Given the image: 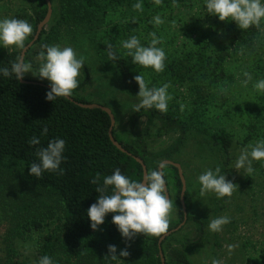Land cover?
Masks as SVG:
<instances>
[{
    "label": "rangeland",
    "instance_id": "rangeland-1",
    "mask_svg": "<svg viewBox=\"0 0 264 264\" xmlns=\"http://www.w3.org/2000/svg\"><path fill=\"white\" fill-rule=\"evenodd\" d=\"M179 1L177 4L161 3L153 11L143 13L141 18L125 7H111L94 23L81 26L75 37H65L52 45L73 48L77 58H82L89 69L90 76L83 87L86 75L83 68L80 70L79 86L72 96L109 108L115 117L116 135L136 139L144 134L148 150L158 153L177 141L179 130L166 131L157 117L144 133L147 118L143 117L131 134V118L138 98L127 94L119 73L94 49V41L111 42L119 37L117 47L129 57L122 42L136 36L142 46H148L151 33L155 31L157 38L162 39L157 46L165 51V68L156 72L142 67L140 74L144 75L147 84L155 87L171 84L168 93L172 99L168 102L167 111L180 115L182 121L188 123L182 144L170 153L169 158L159 159L158 164L170 160L181 165L193 218L165 239V259L169 261L172 249H180L191 264H212L214 258L223 261V264H246L248 258L259 261L264 258V160L253 161L254 171L250 176L243 169L239 172L235 170L234 165L242 148L264 140V123L258 119L264 115V92L253 88L254 83L264 79V20L259 28H254L256 41H236L226 36L231 33L228 29L235 28L236 23L231 20L222 22L218 16L209 14L205 0ZM28 7L26 0H0V19L15 18ZM52 10L46 25L48 32L60 12L56 5L52 6ZM157 15L164 23L154 26L150 21ZM120 25L132 29H124L126 36H117L115 29ZM19 50L21 48L6 49L0 45V58ZM201 53H205L210 63V75L204 81L192 71ZM37 56L28 62L33 72L38 71L41 63ZM245 71L252 76L247 87L241 83L245 79ZM25 76L29 80L50 84L32 73ZM181 104L184 105L183 111ZM222 131L228 133L233 141L229 159L213 140V135ZM217 167L222 175L237 185L231 197L220 199L214 192L200 194L199 175L207 169L215 171ZM182 212L173 202L169 231L183 222ZM63 216L60 200L48 190L28 181L20 162L9 160L0 166V264L6 263L7 250L10 249L17 252L11 253V259L18 257L29 264H36L41 237L51 231L58 236ZM221 216H228L231 222L222 226L219 232L210 231V217ZM33 220L43 221L49 227L38 233L19 232L16 236L14 232L18 227L28 226ZM144 238L138 234L132 240H125L121 235L114 245L118 258L125 263L148 264L139 250L140 243H136ZM229 244L235 245L231 254L226 248ZM108 246L101 245L93 258L75 261L56 252L52 260L54 264H105ZM125 248L130 253L127 258L119 256Z\"/></svg>",
    "mask_w": 264,
    "mask_h": 264
},
{
    "label": "trees",
    "instance_id": "trees-1",
    "mask_svg": "<svg viewBox=\"0 0 264 264\" xmlns=\"http://www.w3.org/2000/svg\"><path fill=\"white\" fill-rule=\"evenodd\" d=\"M26 1L29 2V9L21 11L15 16L17 19L27 20L33 29L32 35L25 41V47L34 39L39 24L45 19L48 12L46 0ZM50 1L53 6H59V16L55 23L51 25L49 32L45 27L37 42L29 49L25 56L26 63L39 54L42 50V45H52L65 37H75L81 26L94 23L99 16L106 14L111 7H125L141 18L143 13H149L158 6L154 3V0ZM138 2L143 4V11L133 9L132 6ZM177 2L181 1L162 0L165 5L170 3L177 4ZM234 27L228 29V31H231V33L226 35L229 39L256 41L255 26L247 30L240 29L237 24ZM124 29L129 31L132 28L126 29L124 26H117L115 29L117 36H126ZM115 39L119 41V37H115ZM117 41H94V49L103 60L108 61L119 73L127 94L138 98L139 85L135 82L134 76L140 74L142 67L133 64L132 58L126 57L120 51L117 47ZM109 44L113 46V50L116 53L117 59L114 61H110L108 57ZM23 49L10 52L1 57L0 67H8L10 69L11 62L15 61L17 56H21ZM192 60L194 61V59ZM209 64L205 53H201L194 63L192 71L204 81L210 75ZM83 69L86 79L81 87L87 84L90 76L88 67L84 65ZM24 80L27 82L23 83L15 80L14 75L5 77L0 73V166L9 160L20 162L24 166L25 177L28 181L42 189L48 190L60 200L64 215L58 236L54 235L55 233L52 231H48L49 233L41 237V245L36 255V264L45 255L53 258L56 252H61L68 259L75 261L93 258L98 254L101 245H115L121 237L117 226L112 222L114 215L112 213L105 217L104 224L98 230L94 231L92 229L87 210L98 200L99 193L95 189L98 186H102L103 179L113 174L116 169H120L122 174L132 180L142 181L143 167L136 158H140L145 163L148 172L159 170L158 160L169 158L170 153L177 150L182 144L188 131V123L182 121L180 115L176 116L169 111L160 112L155 108L141 109L140 112H134L131 118V134L134 133L133 129L141 118H147L144 129V133H147L148 129L154 124L155 118L158 117L166 131L178 129L180 136L168 149L158 153H151L144 140V134L136 139H127L114 133L115 139L129 154L124 153L112 143L109 136L111 119L102 109L83 108L77 103H90L72 95L71 97L74 98V101L67 97L57 98L54 102L48 101L46 93L50 91V84L43 81L29 80L26 76ZM147 85L149 88L155 87L152 84ZM258 119L264 123V115ZM44 128L48 129L46 135L42 134ZM34 136L40 139L39 145L33 146L29 143ZM57 138L65 141V149L62 153L60 165L63 174L61 175L59 171H44L40 179L31 175L29 166L38 160L35 154L37 149L47 147L51 140ZM213 140L215 145L229 159L230 150L233 146L231 136L222 131L214 134ZM163 174L173 202L182 210V182L177 168L167 165L163 169ZM97 176H99L98 183L92 184L91 181ZM111 191L112 187L109 186L108 194H111ZM190 200L189 194L186 193L185 205L187 210H189L188 221L193 220L190 215ZM28 224V226L22 225L18 227L14 232L17 233L16 236H19V232L22 234L38 233L49 227L47 223L40 220H33ZM162 236H144V239H136L138 240L136 241L137 245L140 243L139 250L148 264H162L158 247ZM11 253L17 252L13 249L7 250L5 264H29L18 257L11 259ZM170 255L169 261L165 259L166 264H191L185 252L180 249H172ZM246 264H264V258L259 261L248 258Z\"/></svg>",
    "mask_w": 264,
    "mask_h": 264
},
{
    "label": "clouds",
    "instance_id": "clouds-1",
    "mask_svg": "<svg viewBox=\"0 0 264 264\" xmlns=\"http://www.w3.org/2000/svg\"><path fill=\"white\" fill-rule=\"evenodd\" d=\"M156 5H160L162 0H154ZM207 12L213 16H218L222 22L234 21L242 30H247L252 26L259 28L264 20V3L262 0H205ZM134 10L143 11L142 3H135ZM154 26L164 23L159 15L150 21ZM173 27L175 21L172 22ZM33 29L27 20L17 18L0 19V45L8 49L18 47L23 49L25 41L32 35ZM151 42L148 46H142L136 36L122 42V47L127 50V55L132 58L135 65L143 68H152L156 72H162L165 68L166 54L163 48L158 47L162 39L157 38L155 31L151 33ZM46 50V51H45ZM108 57L110 61L117 59L116 53L111 44L108 45ZM37 59L41 61L38 71L33 72L31 63H26L22 56H17L15 61L8 67H0V73L8 77L14 75L15 80L22 81L27 73H32L34 77L50 82V91L46 93L48 101H55L57 98L70 97L73 91L79 86L78 77L80 70L84 67L82 58H77V54L71 47H61L59 45H42ZM245 79L241 81L244 87L252 81L250 73H243ZM135 82L139 85L138 103L135 105V112L141 109L155 108L160 112H166L168 102L172 99L168 89L170 83H165L160 87L149 88L144 75L134 76ZM257 91L264 92V79L253 84ZM181 111L184 105H180ZM48 132L43 129V135ZM29 143L33 146L40 144V139L32 137ZM65 149L63 139L51 140L47 147L38 148L36 156L37 162L31 163L30 174L40 179L44 171L57 172L62 175L60 169L62 153ZM264 160V140L250 143L241 149V153L235 161L234 168L239 172L243 169L249 176L254 171L253 161ZM160 167H163L162 165ZM99 176L91 183L97 184ZM201 185L200 194L204 195L214 192L217 198L223 199L231 197L237 185L221 174V169L217 167L205 170L198 177ZM164 174L159 170L149 171L142 181L132 180L122 174L120 169H116L113 174L103 179L102 186H98L95 191L99 193L96 203L87 210V216L91 221L92 229L98 230L105 222V217L112 213V222L117 226L119 232L125 240H132L138 234L146 237H160L169 231L170 215L172 212V200L168 198ZM109 186L112 187L111 194H108ZM228 216H221L209 219L208 228L212 232H219L222 226L230 223ZM229 254L234 250L235 245H226ZM130 253L125 248L121 250L119 256L127 258ZM105 264H125L117 256V248L114 245L108 246V254L104 257ZM37 264H54L52 258L45 255L39 259ZM212 264H223L219 259H213Z\"/></svg>",
    "mask_w": 264,
    "mask_h": 264
},
{
    "label": "water",
    "instance_id": "water-1",
    "mask_svg": "<svg viewBox=\"0 0 264 264\" xmlns=\"http://www.w3.org/2000/svg\"><path fill=\"white\" fill-rule=\"evenodd\" d=\"M47 1V5H48V12H47V15L45 17V19L39 24L38 26V30H37V33L34 37V39L22 50L21 52V56L24 58L25 60V56L27 54V52L29 51V49L31 47H33V45L37 42V40L39 39L42 31L44 30V28L46 27V25L49 23L50 19H51V16H52V3L50 0H46ZM23 83H26L27 81L26 80H22ZM29 83V81H28ZM31 83V82H30ZM68 99H70L71 101H74V98L73 97H67ZM79 106L83 107V108H87V109H95V108H99V109H102L104 112H106L109 116H110V119H111V128L109 130V136H110V139L112 141V143L119 149L121 150L122 152L124 153H128L124 148L123 146L115 139V135H114V127H115V117L112 113V111L107 108V107H104L102 105H98V104H82V103H77ZM129 154V153H128ZM136 160L142 165L143 167V177L148 173V169H147V166L145 165V163L140 159V158H136ZM163 166V167H160V166ZM167 165H171L175 168H177L178 170V174H179V177H180V180L182 182V192H181V205H182V211L183 212V222L175 229V230H172V231H169L167 232L166 234H164L160 240H159V243H158V247H159V255H160V258H161V262L162 264H166V260H165V257H164V252H163V242L165 241V239L167 237H169L171 234H173V232L181 229L185 223H187L188 221V212L189 210H187V207L185 205V194H186V180H185V177H184V174H183V171H182V167L180 164L178 163H175L173 161H170V160H164L163 162H161V164L159 165V171H162L163 172V169L165 166ZM165 179V178H164ZM166 186V190H167V194H168V198L171 199L170 197V193H169V190H168V187H167V184L165 185Z\"/></svg>",
    "mask_w": 264,
    "mask_h": 264
},
{
    "label": "flooded vegetation",
    "instance_id": "flooded-vegetation-1",
    "mask_svg": "<svg viewBox=\"0 0 264 264\" xmlns=\"http://www.w3.org/2000/svg\"><path fill=\"white\" fill-rule=\"evenodd\" d=\"M170 197H171V195H170ZM171 200H172V197H171Z\"/></svg>",
    "mask_w": 264,
    "mask_h": 264
}]
</instances>
